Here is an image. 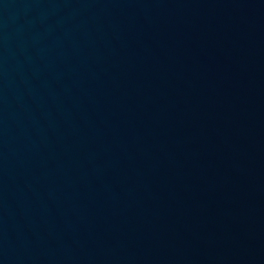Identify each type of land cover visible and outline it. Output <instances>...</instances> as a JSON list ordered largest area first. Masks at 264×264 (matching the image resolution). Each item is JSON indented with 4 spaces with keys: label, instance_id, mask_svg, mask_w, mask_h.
<instances>
[{
    "label": "water",
    "instance_id": "obj_1",
    "mask_svg": "<svg viewBox=\"0 0 264 264\" xmlns=\"http://www.w3.org/2000/svg\"><path fill=\"white\" fill-rule=\"evenodd\" d=\"M0 222L51 264H264V0H0Z\"/></svg>",
    "mask_w": 264,
    "mask_h": 264
}]
</instances>
